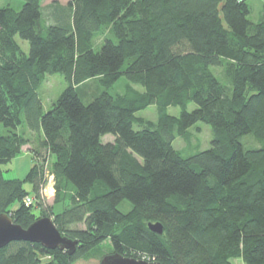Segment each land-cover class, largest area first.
Returning <instances> with one entry per match:
<instances>
[{
  "label": "trees",
  "instance_id": "16d2710c",
  "mask_svg": "<svg viewBox=\"0 0 264 264\" xmlns=\"http://www.w3.org/2000/svg\"><path fill=\"white\" fill-rule=\"evenodd\" d=\"M42 8L40 0L0 8V213L27 227L39 218L30 197L77 244L68 254L12 241L0 264H74L115 252L159 264H264V0L257 22L248 0ZM56 73L67 85L44 110L39 89ZM121 77L123 90L110 92ZM93 78L102 90L85 104L75 84ZM149 105L156 120L136 115ZM199 121L211 128L210 147L183 156L173 141ZM106 134L113 140L102 142ZM24 145L37 161L23 178L4 177L2 166ZM48 157L49 206L41 195ZM124 199L127 212L117 207ZM105 242L108 253L99 250Z\"/></svg>",
  "mask_w": 264,
  "mask_h": 264
},
{
  "label": "rangeland",
  "instance_id": "374dc122",
  "mask_svg": "<svg viewBox=\"0 0 264 264\" xmlns=\"http://www.w3.org/2000/svg\"><path fill=\"white\" fill-rule=\"evenodd\" d=\"M41 5H43V12L47 11L46 7L51 2H57L62 7L66 6L68 0H40ZM23 0H0V8L5 6H10L15 10H19L22 6ZM250 6V13L248 15V19L251 22H257L260 19V15L262 12L263 7V0H248ZM16 41L20 45V47L27 53L29 49L28 42L25 40H21L19 37L16 36ZM102 43V36L97 35L94 39V48L97 50ZM211 70L214 74L218 77L221 82L225 81L223 76L218 75L220 68L219 67H211ZM126 83V79L124 77L119 78L110 88V92H121L123 90L124 84ZM67 85V81L62 74L56 73L52 75H45L44 80L39 89L40 99L42 101V106L44 110H47L51 107L52 103L56 100L59 94ZM76 88L79 92V96L83 103L87 104L95 96H97L102 88L100 87L96 78L93 79H86L84 81H80L79 83L75 84ZM140 90H142L141 86H137ZM194 104L189 103L188 109H193ZM180 112L179 107L168 106L167 113L171 115H178ZM137 116L149 119V120H156L157 119V112L155 105H149L148 107L139 110L136 113ZM136 127V126H134ZM22 128V127H20ZM113 136L110 134H106L101 137L102 142L112 141ZM211 141V128L209 125L203 122H196L193 126L189 127L185 135H177L173 141V145L176 149L180 150L183 156L191 155L199 150H204L210 147ZM33 146L36 145L35 142L31 143ZM22 152L12 159L10 162L4 164L3 168V175L6 178H23L29 168L32 166L34 161H37V158L34 156L33 153L30 152V148L27 145H24L22 148ZM28 150V152H26ZM29 152L32 154H29ZM23 157H25L23 159ZM46 182L47 184L49 178L51 182L49 186L44 190V186L42 188V197L43 202L46 203L47 206L52 205L54 199V175L51 172V157H48L46 161ZM25 188L27 190H31L29 184H25ZM32 197V196H31ZM33 198V197H32ZM34 199V198H33ZM29 205L33 207V212L36 217H40L41 213L39 208L35 205V201L31 202ZM118 209L122 212H127L131 209L132 204L127 199L122 200L118 204ZM61 209L60 204H55L53 206L54 211H59ZM103 253H108L110 251L108 244L103 243L99 249ZM140 259L152 261L144 256H141ZM99 257L94 256L88 259H79L74 264H99ZM230 264H246L241 258H233L230 260Z\"/></svg>",
  "mask_w": 264,
  "mask_h": 264
},
{
  "label": "water",
  "instance_id": "95a60500",
  "mask_svg": "<svg viewBox=\"0 0 264 264\" xmlns=\"http://www.w3.org/2000/svg\"><path fill=\"white\" fill-rule=\"evenodd\" d=\"M148 227L157 233H162L159 222H149ZM12 241H29L40 243L47 249L66 250L72 254L76 248V240L64 236L54 225L52 218L42 216L35 219L27 227H22L12 221L7 213H0V248ZM99 264H159L156 261L136 259L120 253L105 254Z\"/></svg>",
  "mask_w": 264,
  "mask_h": 264
},
{
  "label": "built area",
  "instance_id": "2783aa9c",
  "mask_svg": "<svg viewBox=\"0 0 264 264\" xmlns=\"http://www.w3.org/2000/svg\"><path fill=\"white\" fill-rule=\"evenodd\" d=\"M50 182H51V179L49 178L47 184H45L44 188L43 187L42 188L45 190L49 186ZM31 202H32V199L30 197H25V203L27 205H29Z\"/></svg>",
  "mask_w": 264,
  "mask_h": 264
},
{
  "label": "crops",
  "instance_id": "0c3cea01",
  "mask_svg": "<svg viewBox=\"0 0 264 264\" xmlns=\"http://www.w3.org/2000/svg\"><path fill=\"white\" fill-rule=\"evenodd\" d=\"M28 147H29V145H27ZM23 148V147H22ZM30 148V147H29ZM23 150H21V152H22ZM26 152H28V150L26 151ZM29 154H31L30 152H29ZM32 155V154H31ZM25 157H23V159H24Z\"/></svg>",
  "mask_w": 264,
  "mask_h": 264
}]
</instances>
